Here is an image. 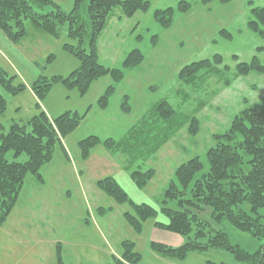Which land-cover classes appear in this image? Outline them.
I'll use <instances>...</instances> for the list:
<instances>
[{
	"label": "rangeland",
	"instance_id": "obj_1",
	"mask_svg": "<svg viewBox=\"0 0 264 264\" xmlns=\"http://www.w3.org/2000/svg\"><path fill=\"white\" fill-rule=\"evenodd\" d=\"M53 1L64 11L72 6L71 0ZM148 1L149 11L138 12L132 18H123L121 12L114 9L97 42L99 62L107 67H121L125 55L137 48L145 57L138 70H127L105 111L94 104L110 83L107 77L93 85L82 99L75 91L67 93L61 85L54 87L43 103L31 92L30 84L37 76H67L76 67V61L61 49L68 42L66 26L61 27L56 40L27 26L28 36L16 46L5 42L0 35V67L10 76L16 74L18 81L26 86V91L19 96L4 93L8 110L0 117L1 123H10L11 119L25 123L36 114L33 108L36 102L49 118L70 110L81 114L91 106L77 130L61 140L60 149L64 148L66 155L69 153V164L63 165V153L56 148L52 163L46 166L48 172L40 171L43 183H35L31 175L26 176L17 206L0 228V264H56L57 243L61 246L64 264H107L112 255L118 256L122 240L135 243V251L141 255L136 264H206V261L238 264L232 255L218 250L192 253L181 262L153 253L149 248L151 241L176 248L184 240L177 234L155 229L153 221L145 222L140 235L131 231L122 218L130 208L116 205L95 183L110 176L134 203L160 208L161 194L167 182L174 179L177 166L198 157L203 164L202 170L208 171L205 153L212 144L213 134H222L245 105L258 104L264 110V76L257 73L242 77L233 75L237 63H247L254 56L264 67V51H256L258 47L264 48V41L246 28L251 7L263 8L264 0H232L228 5H221L217 0L205 5L201 4L202 0H189L191 11L175 12L174 23L167 30L153 21V12L158 8H175L181 0ZM222 29L230 32L229 39L220 36ZM153 37L158 39L156 44L152 43ZM49 54L56 57L55 63L41 72L34 62L44 66ZM218 54L222 57L220 68H228L225 73H200L195 80L185 82L177 78L184 65L212 59ZM128 94L131 111L125 115L120 112L118 103ZM163 99L176 109L181 119L196 118L199 130L196 137H192L187 132L188 126L182 127L146 163L135 160L134 168L143 165L156 172L143 190L130 180L123 167L125 157L120 154L115 158L109 154L110 159L105 158L102 156L104 150L95 147L91 156L81 161L76 148L79 140L91 135L121 139L146 109ZM7 155L8 159L12 158L11 153ZM21 158L26 156L22 154ZM53 173L62 176V183L56 187L46 178ZM55 188L58 189L55 191ZM98 208L108 212L97 216ZM220 227L232 243L248 252L256 251L261 244L227 222Z\"/></svg>",
	"mask_w": 264,
	"mask_h": 264
},
{
	"label": "trees",
	"instance_id": "obj_2",
	"mask_svg": "<svg viewBox=\"0 0 264 264\" xmlns=\"http://www.w3.org/2000/svg\"><path fill=\"white\" fill-rule=\"evenodd\" d=\"M213 1L202 0L201 4ZM217 1L221 5L232 2ZM71 2V8L64 11L53 0H0V34L9 44L16 46L28 36L27 26L54 40L59 37L61 27L66 26L68 42L61 49L76 61V67L67 76H37L30 84L31 92L38 102L43 103L50 91L61 85L67 93L75 91L82 99L93 85L107 77L110 83L94 104L105 111L127 70H138L145 57L137 48L125 55L121 67H107L99 62L97 42L114 9H118L123 18H132L138 12L147 13L150 3L148 0ZM191 6L189 0H181L175 8H158L153 12V21L167 30L174 23L175 12L186 14L191 11ZM246 28L264 41V7H251ZM219 34L225 39L231 36L225 29ZM157 41V37L152 38L153 44ZM256 51H264V48L258 47ZM55 59L53 54H49L45 57L44 66L39 62H34V66L42 72L55 63ZM234 59L236 62V57ZM221 62L222 57L218 54L212 59L189 63L178 72L177 78L185 82L195 80L200 73H225L228 68H220ZM251 73L264 76V67L255 56L247 63H237L233 75L242 77ZM25 91L26 86L18 81L16 74L10 76L0 67V117L8 110L4 93L15 97ZM118 104L120 112L128 115L131 111L130 95H123ZM33 108L36 114L25 123L12 119L10 123L0 122V228L17 206L26 176L31 175L35 183L44 182L40 171L52 162L55 149L62 146L61 140L77 130L91 106L81 114L70 110L54 118H49L37 102ZM198 123L193 116L181 119L176 109L163 99L146 109L121 139H102L91 135L79 140L76 148L83 162L95 147H101L112 156H124L126 164L123 167L130 180L143 190L156 172L152 168L145 169L143 165L134 168L135 160L146 163L182 127L188 126V134L196 137ZM230 123L222 134L212 136V144L205 153L208 171L202 170L203 164L198 157L189 158L177 166L174 179L167 182L161 194L160 208L134 203L110 176L95 183L104 196L111 198L116 205L130 208L122 214V218L131 231L140 235L145 222L153 221L155 229L177 234L184 240L176 248L151 241L149 248L153 253L181 262L192 253L218 250L232 255L238 264H264V110L258 104L245 105ZM8 153H11V159H8ZM22 154L26 156L24 160L20 159ZM65 156L68 161L69 154ZM107 212L98 208L96 214L103 216ZM226 222L261 242L257 250L248 252L232 243L220 227ZM55 246L56 264H64L61 246L59 243ZM140 260L135 243L122 240L118 256L112 255L107 264H136ZM206 264L215 263L206 261Z\"/></svg>",
	"mask_w": 264,
	"mask_h": 264
},
{
	"label": "crops",
	"instance_id": "obj_3",
	"mask_svg": "<svg viewBox=\"0 0 264 264\" xmlns=\"http://www.w3.org/2000/svg\"><path fill=\"white\" fill-rule=\"evenodd\" d=\"M1 35V34H0ZM5 42H7V40H5ZM60 153H63V165H66V163H68L69 164V162H70V159H69V162L67 161V159H66V156H65V154H66V151H65V149L64 148H59V150H58ZM101 151H103V150H101ZM93 152H95V151H93ZM104 153H106L105 151H104ZM103 152H102V156L104 155L105 156V158H109L110 159V155H109V153H106V154H104ZM67 154H69V153H67ZM92 154V153H91ZM91 156V155H90ZM69 157V156H68ZM114 156H112V158H113ZM115 158V157H114ZM113 162H115V160L113 161ZM52 162H50V164H51ZM49 164V165H50ZM43 171H47V168L46 167H44L43 169H42ZM48 172V171H47ZM64 179H65V173H64ZM46 178H47V181H49V183H50V181H53L54 182V184H55V187L56 186H58V185H60L61 183H62V181H61V178H62V176L60 175V173H53V174H47L46 175ZM58 188H55V191L57 190ZM178 240L180 241V239L178 238ZM177 241V240H176ZM178 242V241H177Z\"/></svg>",
	"mask_w": 264,
	"mask_h": 264
}]
</instances>
